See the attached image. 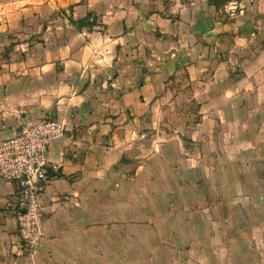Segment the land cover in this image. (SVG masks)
Returning a JSON list of instances; mask_svg holds the SVG:
<instances>
[{
  "label": "crops",
  "instance_id": "crops-1",
  "mask_svg": "<svg viewBox=\"0 0 264 264\" xmlns=\"http://www.w3.org/2000/svg\"><path fill=\"white\" fill-rule=\"evenodd\" d=\"M47 117L44 235L0 179V264H264V0H0V138Z\"/></svg>",
  "mask_w": 264,
  "mask_h": 264
},
{
  "label": "built area",
  "instance_id": "built-area-1",
  "mask_svg": "<svg viewBox=\"0 0 264 264\" xmlns=\"http://www.w3.org/2000/svg\"><path fill=\"white\" fill-rule=\"evenodd\" d=\"M67 135V123L47 117L28 120L20 132L0 138V179L18 186V232L25 248L35 252L44 235L43 195L61 176V163L52 158L53 140Z\"/></svg>",
  "mask_w": 264,
  "mask_h": 264
},
{
  "label": "trees",
  "instance_id": "trees-1",
  "mask_svg": "<svg viewBox=\"0 0 264 264\" xmlns=\"http://www.w3.org/2000/svg\"><path fill=\"white\" fill-rule=\"evenodd\" d=\"M89 23H91V21H89V17H86V18L80 20V21L78 22V25H79V27H82V26H84V25H86V24H89Z\"/></svg>",
  "mask_w": 264,
  "mask_h": 264
},
{
  "label": "rangeland",
  "instance_id": "rangeland-1",
  "mask_svg": "<svg viewBox=\"0 0 264 264\" xmlns=\"http://www.w3.org/2000/svg\"><path fill=\"white\" fill-rule=\"evenodd\" d=\"M116 215V214H115ZM115 219H116V216H115Z\"/></svg>",
  "mask_w": 264,
  "mask_h": 264
}]
</instances>
